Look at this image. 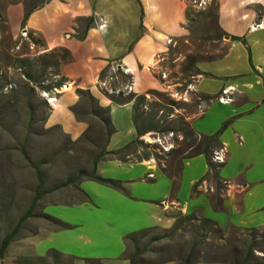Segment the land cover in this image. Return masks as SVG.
<instances>
[{
    "label": "crops",
    "instance_id": "0c3cea01",
    "mask_svg": "<svg viewBox=\"0 0 264 264\" xmlns=\"http://www.w3.org/2000/svg\"><path fill=\"white\" fill-rule=\"evenodd\" d=\"M30 3L37 5L23 27L39 36L43 51H68L58 69L65 89L50 102L51 117L65 133L73 136L85 127L71 111L78 99L75 88H81L108 108L112 131L105 150L132 140L133 99L106 97L94 88V79L119 61L129 69L131 93L162 88L160 61L172 46L187 42L191 25L202 18L213 20L225 46L218 56L194 63L197 73L189 87L212 98L189 117V126L209 135L231 120L217 138L224 159L216 179L199 180L207 170L202 153L182 159L174 186L154 159L126 155V160L100 158L95 167L98 175L120 180L123 190L90 178L71 188H39L24 212L30 218L21 225L23 233L8 240L21 244L17 260L12 263L13 255L1 253L0 264H130L123 256V235L169 228L177 211L212 219L221 232L235 227L264 234V0H211L195 12L189 0H0V27L11 37L23 28ZM127 75L117 83H125ZM67 189L74 192L61 194Z\"/></svg>",
    "mask_w": 264,
    "mask_h": 264
},
{
    "label": "rangeland",
    "instance_id": "374dc122",
    "mask_svg": "<svg viewBox=\"0 0 264 264\" xmlns=\"http://www.w3.org/2000/svg\"><path fill=\"white\" fill-rule=\"evenodd\" d=\"M198 1L189 0L194 12L207 6H199ZM32 36L33 41L28 38L27 31L25 35L19 31L11 37L0 27V244L5 236L10 238L23 233L21 225L30 218H25L24 212L32 208L39 188L52 187L66 177L74 183L87 178L94 157L106 144L105 126L91 113L92 108L83 99H77L73 105L76 112L73 116L85 124L84 129L71 136L54 122V117H51L53 106L47 102L43 92L56 97L65 88L58 87L57 92L53 87L42 89L36 83H30L21 72L30 73L37 79V84L49 85L57 78L56 71L63 53L57 47L43 51L39 36L35 33ZM224 46L213 20L206 22L202 18L199 24L191 25L187 42L172 46L167 58L160 61L158 73L163 87L154 89L156 91L152 94L148 92L145 101L138 104V111L142 113L138 119L140 126H156L140 138L143 142H156L159 146V151H153L157 158L151 157L159 169L178 168L180 154H166L160 143L168 142L170 148L181 150L188 142L183 138V122L188 124L189 117L204 105L203 101L194 104L190 92L193 90L189 83L195 72V60L217 56ZM29 85L33 88L29 89ZM166 96L173 102L170 103ZM127 152L129 158L136 159L147 151L142 145H134ZM107 156L112 157L104 154L99 159ZM71 185L73 183L69 187ZM192 188L193 184L189 190ZM64 190L57 192H74L72 189ZM89 218L97 219L93 215ZM222 234L224 237L218 239L215 233L203 234L188 222H182L169 236L148 243H145V237L140 238L136 258L141 263L137 264L170 260L175 264H185L184 256L193 245L191 260L187 264H238L240 260L245 264L264 262L261 256L264 251H260L264 247V234L256 229L232 227ZM20 245L18 240L9 241L1 253L13 255V263L19 256ZM25 248L30 252L28 245ZM128 251H131L130 246Z\"/></svg>",
    "mask_w": 264,
    "mask_h": 264
},
{
    "label": "trees",
    "instance_id": "16d2710c",
    "mask_svg": "<svg viewBox=\"0 0 264 264\" xmlns=\"http://www.w3.org/2000/svg\"><path fill=\"white\" fill-rule=\"evenodd\" d=\"M36 5L37 4H35V3H30L24 7L23 16L21 19V27H23L25 19H26L27 15L29 14V12ZM0 20H1V18H0ZM32 33H33L32 31H27L28 38L31 41H33L32 40V38H33ZM238 38L239 37H237V36H231V39H238ZM57 49L61 50L63 53L61 60L64 61L65 59H67L68 51L63 47H57ZM195 61H197V59ZM21 73L25 78H27L30 81V83L34 82V83H36L35 85H39L42 89H46V90L47 89L49 90L52 87H59L63 82L66 81V78L64 76L60 75L58 70L56 71L57 78L53 82H51L49 85H43L41 83L39 84V82L37 84V79L35 77H32L30 73H28L26 71H22ZM195 73H197V69H195L194 74ZM28 88L32 89L33 86L29 85ZM154 91H156V90H149L148 92L152 94ZM190 92L192 93V98H193L194 104H198L201 101L207 102L209 99L212 98V96H210L208 94H204V93L197 92L194 90H191ZM75 93L77 94L79 101L83 99V101H85L92 108L91 113L94 116L98 117L99 120L103 123V125L105 126V133H106V139L105 140H107L109 134L112 131V126H111V123H110V120L108 117V108L105 106L99 105L97 99L91 94V92L88 89L75 88ZM157 94L162 95L161 92H157ZM119 96H122V95L121 94L108 95V97L110 99H114L113 97H119ZM123 97H125L128 100L136 97V100L133 99V101H132V121H133V124L135 127L136 135L132 140H130L129 142L125 143L124 145H122L116 149L105 150V148H101L98 156L94 157L91 171H90L89 175L87 176V178L95 180L99 183L109 185V186L117 188L119 190H123L120 180L109 178V177H102L95 172L96 162L98 161V159L101 155L110 154L112 157H115L117 159L126 160L127 159L126 155L128 154V152H127L128 148H130L131 146H134V145H142L144 148H146L147 152H144L141 157L136 158V159H141V158L147 159V158H151V157L155 159V158H157V156H154L155 155L153 153L154 149H156L157 151L160 150L159 146L157 145L156 142H143L142 139L140 138V136L143 133H145L146 131L156 129V126H152V128H146L145 126H140V124L138 122V119L142 114L140 111H138V104L140 102L145 101L146 97H145L144 93H142V94L128 93V94H126V96H123ZM166 98L168 99V101H170V103L173 102V100L171 98H168L167 96H166ZM154 103H157V102H154ZM71 111L74 114L76 113L73 106L71 107ZM230 120H231V118L225 119L220 124V126L217 128V130H215L212 134H209V135L197 134L191 129V127L189 126V123L187 124L186 122H183L185 127L181 128V130H182L183 138L185 140H188V142L186 143V145L184 147L181 148V150L169 148L167 151H165L166 154H169V153H176L178 155L180 154V158L178 159V162H177L178 168L176 170L175 169H168L165 167H162L160 169V171H162L169 178L172 179L173 186L175 185V182L178 178V173L180 170L182 159L187 158V157H191V156L198 154V153H202L204 155L205 160H206V164H207V170H206L205 174L199 180L203 179L206 176H212L213 178L216 179L218 169L222 165L223 161H221V162L213 161L211 159V156H212L213 150L220 148V143L217 141V138H218L220 132L230 122ZM218 182L220 184H222L221 181L218 180ZM71 183H74V181L70 177H66L62 182H60V183H58L52 187H56V186L61 187V186H65V185H68ZM27 213L28 212H26L24 215H27ZM173 215H174V222L169 228L157 229L155 226H153V227H147V228L139 229L136 231H131V232H128V233L123 235V237H122V240L124 243L123 256L129 260L130 264L141 263L140 259L136 258V255L138 252L137 242L140 238L145 237L146 238L145 243H148V242L169 236V234L171 232L177 230L182 225V222H188L189 224L194 226V228H196L197 230L198 229L201 230L203 234L215 233L216 237L218 239H221L224 237V235L221 232V229L217 226L215 221H213L212 219H209V218L203 217V216L196 217L193 214L181 213L179 211L175 212ZM59 225H61L62 227H67V224H65V223L59 222ZM232 228H235V227H232ZM8 239H9V236H5L2 239L1 244H0V254H1L2 248L6 245ZM129 246L131 247V251H128ZM192 247H194V245L190 247V250L184 256V261H185L184 263L185 264L189 263L191 260V254L193 252ZM260 251L263 252L264 247L260 248ZM261 256H262V258H264V254ZM238 264H245V261L240 260V262H238ZM253 264H264V262H262V263L256 262Z\"/></svg>",
    "mask_w": 264,
    "mask_h": 264
},
{
    "label": "built area",
    "instance_id": "2783aa9c",
    "mask_svg": "<svg viewBox=\"0 0 264 264\" xmlns=\"http://www.w3.org/2000/svg\"><path fill=\"white\" fill-rule=\"evenodd\" d=\"M203 1H206V5L210 2V0H203ZM26 31L27 30L23 27L20 30V34L25 35ZM167 42H171V40L167 39ZM121 74H126V75L128 74L127 81L123 84L117 83ZM129 74H130L129 69L124 64L120 63L119 61H112L109 65L108 71L102 76H97L94 79L92 85L94 86V88L100 90L101 93L106 97H108V95H117V94L126 95L128 93H131L132 91V79ZM161 75L163 77V74ZM65 86H66V81L59 86V89L65 88ZM57 88L58 87H53L52 89L53 91L57 92L58 91ZM43 94L46 96V100L49 104H50V98L55 99L54 95H48L46 92H43ZM222 98L223 97H219V99ZM223 99L227 100L228 98L224 97ZM160 146L163 151H166L171 147L168 146V142L160 143ZM211 159L216 162L223 161L224 159L223 149L220 147L218 149L213 150ZM147 176L151 177L152 173H147Z\"/></svg>",
    "mask_w": 264,
    "mask_h": 264
},
{
    "label": "bare ground",
    "instance_id": "6f19581e",
    "mask_svg": "<svg viewBox=\"0 0 264 264\" xmlns=\"http://www.w3.org/2000/svg\"><path fill=\"white\" fill-rule=\"evenodd\" d=\"M197 4H198L199 6H204V5L206 4V1L199 0V1L197 2ZM54 101H55V99L50 98V102H53V103H54ZM168 146H171V144H168Z\"/></svg>",
    "mask_w": 264,
    "mask_h": 264
},
{
    "label": "water",
    "instance_id": "95a60500",
    "mask_svg": "<svg viewBox=\"0 0 264 264\" xmlns=\"http://www.w3.org/2000/svg\"><path fill=\"white\" fill-rule=\"evenodd\" d=\"M33 84V83H32Z\"/></svg>",
    "mask_w": 264,
    "mask_h": 264
}]
</instances>
